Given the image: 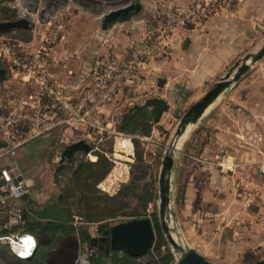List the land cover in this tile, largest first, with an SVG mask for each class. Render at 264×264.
<instances>
[{
  "label": "rangeland",
  "instance_id": "rangeland-1",
  "mask_svg": "<svg viewBox=\"0 0 264 264\" xmlns=\"http://www.w3.org/2000/svg\"><path fill=\"white\" fill-rule=\"evenodd\" d=\"M7 4V8L14 10L13 19L24 17L28 19V25L0 30V103L4 105L3 112L2 110L0 112L5 114L2 118L9 116L8 106L14 103L12 97L18 96L13 89V82L10 83V72L24 74L30 78L25 68L15 64L13 60H29L32 50L38 49L47 51L46 59L49 64L59 41L76 42L73 50L79 52L81 57L88 58L90 55L100 62L111 57L125 59L132 56L140 58L143 62L154 58L179 61L214 60L223 63L221 69L217 71V77L235 60L247 53L255 52L264 42V0H11ZM127 4L131 7L124 17H115L110 21L102 19L108 12ZM5 16L0 8V20L9 19ZM185 38L187 42L183 47L182 42ZM89 41H91L89 47L87 44L84 45ZM262 73L264 52L235 81L236 84L242 82L236 88V96H240L241 89L255 88L256 83L262 86L264 84ZM251 82L255 83L249 86ZM210 84L211 82L204 86L201 94ZM236 84L231 87H235ZM227 92L219 95L196 122L187 125L188 129L178 138L173 149L178 167L173 174L174 184L170 203L174 217L168 213L166 222L177 241L187 245L192 243L197 250L206 253L207 257L212 259L210 261L214 260L219 264H245L264 256V172H261L258 166L260 162H264V142L255 146V141L253 142L249 136L248 130L253 124L250 121L254 119L248 110L249 107L246 110L241 107L243 110L240 113L245 117L244 122H230L232 111L235 109L231 98L227 99L229 104L226 103L229 108L224 110L220 107L221 102L227 98ZM196 98L172 104L161 113L158 121L150 122V130L146 134L134 137L139 138L138 148L142 149V156L154 176L156 198L147 204L144 215L149 219L151 211H155L157 215V173L160 159L179 116ZM44 101L48 102L46 97L38 99L37 105L32 103L34 106L29 112L30 116L18 124L19 130L27 132L29 119L35 114V105L41 110L40 106L42 107ZM128 107V100L124 102L120 100L113 109L107 110L105 114L107 118L103 113L100 116L108 128L119 131L116 128L117 120ZM4 122L9 120L5 119ZM218 123L236 125L237 138H240L239 132L243 133L245 141L234 142L237 150L232 145H226V148L222 149L217 147L215 140ZM247 123L248 127L246 125L242 127ZM6 124V129L3 130L1 123L0 133L6 130L8 134L14 129L11 123ZM63 124L72 125L70 127L72 131L79 130L73 126L81 128L80 133L75 131V135L71 137H81L84 134V140L90 144L93 140L87 135L90 134L96 139L93 142L98 148L110 151V157L116 161L112 163L117 167L106 181V188L111 190L114 182L125 176V168L131 158V155L126 154V148L125 151H120L118 145L112 143L115 136L122 135L117 133L107 135L83 125ZM260 130L264 132V128L260 127ZM24 133L15 135L14 139L21 138ZM207 143L215 145L213 150H208L211 154L213 151V155L208 157L210 160L215 161L219 154L227 152L232 154L228 157L236 162V168L223 170L218 167L211 175L216 184L214 186L208 184L209 189L205 194L201 190L202 196L207 195L208 199L204 197L200 206H183L182 185L186 174L185 168L191 163L199 162L201 151L205 150L204 146ZM63 146L60 142L50 143L39 154H32L30 156L34 157L32 163L27 164L32 179L40 187V191L51 199L58 191L54 169L57 163L66 161L65 159L58 161ZM231 150L235 152H229ZM76 153L77 150L74 151V155ZM89 154L91 156L87 157L93 160L95 156ZM200 176L204 177L196 171L195 177ZM63 180L61 176L59 182ZM205 185L204 182L201 183V186ZM73 225H84L86 230H89L91 223L83 224L74 218ZM163 240L169 247L164 237ZM116 254L118 257L122 252Z\"/></svg>",
  "mask_w": 264,
  "mask_h": 264
},
{
  "label": "crops",
  "instance_id": "crops-1",
  "mask_svg": "<svg viewBox=\"0 0 264 264\" xmlns=\"http://www.w3.org/2000/svg\"><path fill=\"white\" fill-rule=\"evenodd\" d=\"M86 44L89 47L91 41L86 42L84 45ZM76 45V42L73 41L68 43L59 41L56 45L57 48L54 49L52 59L48 64V74L52 82L56 84V86L64 95L71 98H75L79 90L84 85L89 84L92 81L93 71L98 67L100 62L93 58V56L90 57V55L88 58L83 56L81 57L79 52L73 50ZM67 47L70 48L65 50ZM221 66H223L222 62H217L214 60L179 61L177 59H150L142 63V66L140 69H138V73L131 82L124 84L108 103L99 108V113L100 115L103 113V116L107 118V115H105L107 110L113 109V107L119 104L120 100L121 102L128 100L129 107H132L133 104H138L137 101H142L145 97L151 95L162 97L167 103V109H169L172 104L175 105L180 104L181 102L191 101L197 96H200L204 86L209 84V82H213L215 78H217V71L221 69ZM262 74L264 75V73ZM9 78L10 83L13 82V89H15V93L19 97H12L14 103L13 105L8 106L9 116L5 118H2L5 114H1V112L4 110V105L2 104V106L0 103V111L2 110L0 112V126L2 123L1 128L3 130L4 128L6 129V123H11V125L14 127L12 131L8 130L10 131L8 134L6 130L0 133V146H8L10 142H12L16 137L15 135L25 132V130H19L20 128L18 127V124L23 123L24 121L22 120L27 119L30 116L29 112L34 106L32 103H36L37 105L38 99L41 98L42 100V98H45V96L43 97V95L39 93L38 88L35 86L36 84L26 75L10 72ZM241 83L242 82L237 84L236 82L233 83V85L236 84V86H233V88L230 87L227 90L229 92L226 91L227 98H223V100H225L221 102L220 107L224 110L229 108V101L227 99L231 98L234 103V105H232L235 107V109L232 111L233 113L230 122H244L245 117L242 113H240L241 110H243L241 107H244V110L249 107L248 110L251 111L254 119L250 121L253 122V124L250 126L251 129L248 131L250 132L249 136L251 140L253 142L255 141L256 146L257 144L264 142V132L260 130V127L264 128V84L261 86L256 83L257 86H255L253 89H251V87L241 89L240 96L238 97L236 96L235 92L236 88L241 85ZM254 83L255 82H251L249 86L254 85ZM248 89H251V91ZM37 94H39L40 97ZM16 99L18 101H16ZM47 101L49 102V100ZM47 103L45 101L42 103V107L40 106L41 110H45L48 113H53L54 108L50 105V102L48 104ZM226 103L228 104L226 105ZM159 118L160 116L158 117V120ZM5 119H7V121L9 120V122H4ZM245 125L248 127V123L242 125V127H246ZM70 127H72V125L58 124L53 126L41 134L20 142L12 150L0 158V166L10 167L12 176H14V178L22 177L26 183L30 184L32 192L36 193V195L30 194L15 200L14 202L20 208H42L54 199H51L40 191V187H38L34 179H32L30 168L27 167V164L32 163V158H34L30 157L32 154H39L50 143L60 142L63 146L67 144L66 142H71L76 138L84 139V134L81 137H71L75 135V131L80 133L81 128L73 126V128H77L79 130L74 129L75 131H72L70 130ZM216 128L217 135L215 143L219 149L226 148V145H232L233 148L237 150L234 142L239 141L242 143V140L245 141V138H243V133L239 132L240 138L235 136L237 131L236 125L234 124L231 125L229 123H218ZM87 135L92 137L93 140H91V142L96 140L94 139V136L90 134ZM65 139L68 141H65ZM213 143H207L206 146H204L205 150L201 151L199 162L191 163L185 168L186 174L184 178V185H182L184 199L182 204L183 206H200L202 202L201 200L204 197H206L205 199H208L207 195L202 196L201 190H203L205 194L206 190L209 189L208 184L213 186L216 184V180L211 175L213 174L214 170L217 171L219 167L216 162L218 156L215 158V161L214 159L210 160L208 158L213 155V151L212 154L209 153L210 151H208L209 149L213 150L215 146ZM233 151L234 150H231L229 152ZM223 153L232 156L230 153ZM235 166L232 168V170L236 168ZM196 171H199V174L204 175V177L200 176L199 178H196ZM203 182L206 184L205 186H201V183ZM3 218H6V215L5 212L2 211V208H0V219ZM53 233L56 234V232ZM45 235L52 236V233ZM36 241V249L38 252H41L44 255L47 248H49L52 245V242H54L52 241L51 244L43 246L40 245L41 242L39 244V237L36 238ZM189 246H193V244L190 243ZM193 248L208 260H212L207 257L206 253L197 250L194 246ZM212 262L216 261L213 260Z\"/></svg>",
  "mask_w": 264,
  "mask_h": 264
},
{
  "label": "trees",
  "instance_id": "trees-1",
  "mask_svg": "<svg viewBox=\"0 0 264 264\" xmlns=\"http://www.w3.org/2000/svg\"><path fill=\"white\" fill-rule=\"evenodd\" d=\"M10 1L0 0V8L5 13V18L13 19L14 10L6 6ZM151 116L152 111L146 106H130L119 116L116 128L123 134L115 136L112 143L117 144L120 151H125L126 148V154L131 155V158L125 168V176L118 178L111 190L106 188V181L117 168L113 164L116 161L110 157L109 150L98 148L95 142H91L88 152L77 150L73 162L57 163L54 169V180L58 184L56 196L42 208H21L22 223L17 229L30 232L38 238L41 234L66 233L75 228L80 240L88 244V230L84 225L74 226V218L83 224H103L116 216H144L147 204L156 198V187L149 164L142 156V149L138 148L140 140L134 137L150 130ZM88 153L95 158L89 159ZM61 176L64 180L60 183ZM150 216L155 240L148 261L137 260L126 253L117 257L114 252L102 259L89 254L88 264H176L172 252L163 240L156 212L151 211ZM6 231L8 230H2ZM161 245L164 247L161 248ZM0 257L12 264H44V254L37 249L30 257L19 258L10 254L1 243Z\"/></svg>",
  "mask_w": 264,
  "mask_h": 264
},
{
  "label": "built area",
  "instance_id": "built-area-1",
  "mask_svg": "<svg viewBox=\"0 0 264 264\" xmlns=\"http://www.w3.org/2000/svg\"><path fill=\"white\" fill-rule=\"evenodd\" d=\"M1 49V46H0ZM47 51L32 50L30 59H14V63L25 68L32 81L38 86L39 93L49 100L54 108L53 113L35 108V114L29 119L28 130L17 140L10 142L8 146H0V158L12 150L20 142L41 134L53 126L63 123L83 125L98 133H117L108 128L99 113V108L110 101L126 83H129L138 73L143 61L136 56L125 59L107 58L99 62L93 71V78L89 84L84 85L75 98L64 95L49 77L47 71ZM91 156L89 153L87 154ZM217 164L220 168L232 170L235 162L228 155H218ZM259 170L264 172V162H260ZM36 195L32 192L29 183L22 177L14 178L10 167L0 166V208L5 212L6 218L0 220V243L5 245L8 252L15 257L28 258L36 249V238L30 232L19 231L17 228L22 223L21 208L15 200L27 196ZM120 218L116 216L106 221ZM96 223H91L89 235L95 233ZM12 227H16L13 229ZM12 228V229H11ZM3 229L8 231L2 232ZM85 246V245H84ZM161 248L164 246L161 245ZM87 248L79 249L77 264H88ZM174 258V257H173ZM175 261V260H174ZM0 264H12L0 257Z\"/></svg>",
  "mask_w": 264,
  "mask_h": 264
},
{
  "label": "water",
  "instance_id": "water-1",
  "mask_svg": "<svg viewBox=\"0 0 264 264\" xmlns=\"http://www.w3.org/2000/svg\"><path fill=\"white\" fill-rule=\"evenodd\" d=\"M131 7L129 4L112 10L103 16V20L110 21L115 17H124ZM28 19L18 17L15 19L0 20V30L18 26H27ZM187 39H183L182 46L186 45ZM264 52V42L255 52L247 53L231 63L226 70L219 75L208 88L179 116L177 124L167 144L157 173V221L159 229L169 245L176 264H219L212 262L198 253L193 247L184 242L177 241L171 233L166 222L169 214L174 217L171 208L172 187L174 184L173 174L177 170L178 162L173 156L177 139L186 131L191 123L196 122L215 101L226 92L233 83L249 68L250 64L261 57ZM146 106L152 111L151 121L156 122L160 113L167 109L166 101L159 96L145 97L142 102L133 104L132 107ZM187 128V129H186ZM186 129V130H185ZM90 144L84 139H76L65 144L59 154V162L64 159L70 162L74 158V151L88 152ZM106 240V248L120 249L133 257H146V251L153 239L152 223L147 216L129 217L125 220L109 225L103 231ZM79 254V239L76 231L63 233L55 238L52 245L47 248L44 255V264H77ZM245 264H264V256Z\"/></svg>",
  "mask_w": 264,
  "mask_h": 264
},
{
  "label": "flooded vegetation",
  "instance_id": "flooded-vegetation-1",
  "mask_svg": "<svg viewBox=\"0 0 264 264\" xmlns=\"http://www.w3.org/2000/svg\"><path fill=\"white\" fill-rule=\"evenodd\" d=\"M127 218L120 217V218H116V219H113V220L105 221L103 224H98V226L95 228V233L93 235H89V238H88L89 243L88 244L85 243V242H82L80 240V237H79L78 233L76 232L77 235H78V239H79V249H81L82 247L87 248V250H86L88 252L87 259L89 257V254L91 256H96V257H99V258L102 259V258L108 257L111 253H114V252L117 253V252L121 251L122 254L125 253V252H123L120 249H111V248L107 249L106 246H105L106 245V240H105L103 231L109 225L114 224V223L119 222V221H122V220H125ZM151 223H152V221H151ZM152 228H153V224H152ZM72 231H76V229L74 228V230H72ZM61 234H63V233H60V232L59 233L56 232V234L52 233V236H50V235L46 236L45 234H41L40 237H39V240H40L39 244L41 242L40 245H43V246L49 245V244H51L52 241H54V239L57 236H59ZM154 237H155V234H154V228H153V239H152L150 247L146 251V253L148 255L146 257H135L137 260H141L143 262H146V261H148L151 258L150 257V251L152 250Z\"/></svg>",
  "mask_w": 264,
  "mask_h": 264
},
{
  "label": "bare ground",
  "instance_id": "bare-ground-1",
  "mask_svg": "<svg viewBox=\"0 0 264 264\" xmlns=\"http://www.w3.org/2000/svg\"><path fill=\"white\" fill-rule=\"evenodd\" d=\"M127 5H128V4H127ZM262 44H263V43H262ZM187 128H188V127H187ZM187 128H186V129H187ZM186 129H185V130H186ZM184 133H185V131L180 135V137H181ZM180 137H179V138H180ZM178 140H179V139H177V142H178ZM177 142H176V145H177Z\"/></svg>",
  "mask_w": 264,
  "mask_h": 264
}]
</instances>
